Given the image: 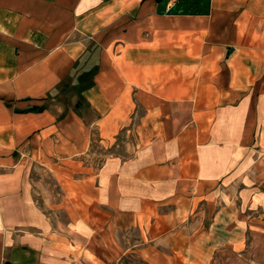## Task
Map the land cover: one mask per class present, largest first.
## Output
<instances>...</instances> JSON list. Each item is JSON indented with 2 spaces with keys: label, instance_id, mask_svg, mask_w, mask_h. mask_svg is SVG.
<instances>
[{
  "label": "crops",
  "instance_id": "1",
  "mask_svg": "<svg viewBox=\"0 0 264 264\" xmlns=\"http://www.w3.org/2000/svg\"><path fill=\"white\" fill-rule=\"evenodd\" d=\"M0 264H264V0H0Z\"/></svg>",
  "mask_w": 264,
  "mask_h": 264
},
{
  "label": "rangeland",
  "instance_id": "2",
  "mask_svg": "<svg viewBox=\"0 0 264 264\" xmlns=\"http://www.w3.org/2000/svg\"><path fill=\"white\" fill-rule=\"evenodd\" d=\"M121 136V135H120Z\"/></svg>",
  "mask_w": 264,
  "mask_h": 264
}]
</instances>
